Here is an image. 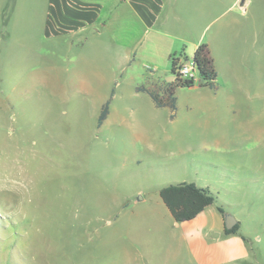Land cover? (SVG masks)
Wrapping results in <instances>:
<instances>
[{
  "label": "rangeland",
  "instance_id": "374dc122",
  "mask_svg": "<svg viewBox=\"0 0 264 264\" xmlns=\"http://www.w3.org/2000/svg\"><path fill=\"white\" fill-rule=\"evenodd\" d=\"M80 1L107 26L46 32L50 0H0V264H195L158 194L179 183L208 189L241 223L248 264H264V0H250L244 50L226 35L238 59L226 77L244 83L217 96L176 87L174 108L135 96L137 75L155 67L124 65L123 50L153 51L166 84L167 52L191 62L193 41L208 46L241 19L181 0L163 27L169 41L152 47L151 33L132 41L141 31L126 4Z\"/></svg>",
  "mask_w": 264,
  "mask_h": 264
},
{
  "label": "crops",
  "instance_id": "0c3cea01",
  "mask_svg": "<svg viewBox=\"0 0 264 264\" xmlns=\"http://www.w3.org/2000/svg\"><path fill=\"white\" fill-rule=\"evenodd\" d=\"M120 2L126 4L127 8L130 10V14L133 16L134 28H139L141 33L133 34L132 41L137 44L143 41L142 34L151 33V38L146 44L154 47L157 46L162 41H169L170 34L166 33L163 29L164 25L169 20L170 12L172 8L175 10L179 7L181 0H119ZM214 4L213 6H226V10L216 17L218 19L222 14L232 13L241 19L239 22L238 31L227 30L222 37L217 38L215 41L208 45L210 56L213 61V65L216 72L215 79V89H209L204 87L208 93L217 96L220 89L228 86L229 84L242 85V81L232 82L226 77V71L229 70V74L235 76L233 70V65L238 60L234 51L228 48V42L226 40V35H236L241 40L239 43L242 45L239 49L244 50L243 40L249 38L251 33L248 31V25L244 26V21L248 16V8L251 6L252 1L247 0L246 2H239V0H211ZM190 5L193 10L202 5L201 0H190ZM187 3V2H186ZM210 3V4H212ZM260 3V2H259ZM262 10L259 11L258 15L261 13L264 16V2L260 3ZM99 6L96 4H86L80 0H50L48 6V14L46 19L45 31L47 32L49 28L57 32L69 33L72 35L79 34L84 29L86 30L87 25L97 23L101 28L107 26V21L100 22L101 19L97 14V8ZM239 9H238V8ZM191 8V9H192ZM178 10V9H176ZM200 13V12H199ZM201 14V13H200ZM255 14L252 16L254 17ZM251 16V18H252ZM250 18V19H251ZM99 31H97L98 33ZM180 40V39H178ZM180 42V41H178ZM201 39L193 41V53L197 46L200 44ZM128 49V50H127ZM123 50V64L128 65L131 61H141L150 62L153 64L154 71L146 72L145 75L138 74V79L142 82L141 87L143 90H149L162 96L166 84L160 83L157 74L160 72V65L156 62V54L153 51L140 53L137 51L127 48ZM192 52V51H191ZM168 59H170L171 54L166 53ZM137 58V60H135ZM239 60L243 62L244 54L239 52ZM142 62V61H141ZM146 65H142L144 71H146ZM166 72V71H162ZM173 76V74H171ZM174 79L169 78L167 83L172 82ZM118 84L119 82L116 81ZM80 86L87 88L85 82L80 81ZM235 86V85H234ZM198 87V83L193 89ZM201 88V87H199ZM135 96L145 95L150 98L147 92L138 90L134 87ZM216 98V97H215ZM234 99V96L228 97ZM151 100V98H150ZM152 101V100H151ZM109 119V113L106 119L103 121L107 122ZM102 122V123H103ZM216 135V133H214ZM221 139L213 138L210 142L215 147H222ZM226 147V146H225ZM219 205L216 203L206 207L202 212H200L195 218L190 221L177 223L175 225L180 228L182 239L184 240L192 260L195 264H248L250 259V249L249 241L246 235L242 232V225L235 219L236 224L239 223L238 230L234 234H225L224 229V216L227 212L223 210V214L218 211Z\"/></svg>",
  "mask_w": 264,
  "mask_h": 264
},
{
  "label": "trees",
  "instance_id": "16d2710c",
  "mask_svg": "<svg viewBox=\"0 0 264 264\" xmlns=\"http://www.w3.org/2000/svg\"><path fill=\"white\" fill-rule=\"evenodd\" d=\"M171 74L175 75V70L179 64L176 57L171 56ZM192 61L194 62L199 75L198 87H207L215 89L216 72L208 46L200 44L195 49ZM195 86L193 80H180L175 78L172 82L166 83V89L162 96L149 90L147 92L156 107L162 108L169 106L174 108L176 87L192 88ZM109 100L104 103L101 108L97 124L101 125L108 115ZM159 197L162 203L169 211L173 220L177 223L190 221L195 218L206 207L215 203V196L206 188H201L193 183H179L168 185L159 190ZM223 214L221 207L217 208ZM239 223L235 224L231 229H224L225 234H234L238 230Z\"/></svg>",
  "mask_w": 264,
  "mask_h": 264
},
{
  "label": "built area",
  "instance_id": "2783aa9c",
  "mask_svg": "<svg viewBox=\"0 0 264 264\" xmlns=\"http://www.w3.org/2000/svg\"><path fill=\"white\" fill-rule=\"evenodd\" d=\"M175 78L180 80H193L195 84L198 83L199 75L194 62L179 63L175 70V75H173V79Z\"/></svg>",
  "mask_w": 264,
  "mask_h": 264
},
{
  "label": "water",
  "instance_id": "95a60500",
  "mask_svg": "<svg viewBox=\"0 0 264 264\" xmlns=\"http://www.w3.org/2000/svg\"><path fill=\"white\" fill-rule=\"evenodd\" d=\"M172 77H173V76H171V77H169V78H172ZM235 224H236V221H235V219H234L232 216H230V215H228V214H226V215L224 216V225H225V229L229 230V229H231Z\"/></svg>",
  "mask_w": 264,
  "mask_h": 264
}]
</instances>
